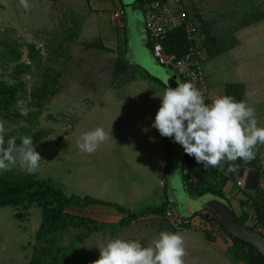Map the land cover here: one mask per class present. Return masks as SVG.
<instances>
[{
  "label": "rangeland",
  "instance_id": "1",
  "mask_svg": "<svg viewBox=\"0 0 264 264\" xmlns=\"http://www.w3.org/2000/svg\"><path fill=\"white\" fill-rule=\"evenodd\" d=\"M168 2L172 6L175 2V5L184 7L198 20L199 25L208 24L211 36L215 37L219 45L222 41L232 45L235 39L236 48L226 50L215 58L208 55V51L206 53L203 40V52L200 57L208 95L210 88L221 90L223 94L227 85L240 86V82L246 86L247 96L253 94L248 96V99L255 109L257 126L264 127V0ZM27 3L28 8L25 9L20 0H0V40L20 48L23 51L20 63L28 66L27 72L20 75L12 72V65L0 68L1 80L7 84L22 83L28 93V99L14 106L9 112L0 108V126L3 127L0 135L4 136L22 127L29 128L31 133L44 132L46 135L36 144L42 145L44 150L40 152L35 149L42 161L33 171H27L17 159L15 164L0 173L11 171L18 174H34L37 178L48 179L54 188L61 190L65 195L89 196L120 204L135 212L144 207L161 205V199L164 197L169 198V201L173 199L170 210L182 217L189 216L192 208L210 204V195L192 196L190 192L177 186L173 194L170 188H167V191L158 188L140 198L142 192H148L147 188H144L146 181L140 183L142 181L139 179L144 163L133 153H138L137 150L143 146L141 144L150 142L148 134L145 130L138 129V137H135L131 134V124L128 120V123L124 124V132L114 131L108 121H103L107 116L110 121L114 119L110 114L111 109L108 110L109 106L101 108L103 100L104 103L111 102L112 96L108 91L119 90L120 83L122 87L125 81L133 76L135 81H131L132 85L142 82L143 88H131L129 93H123V101L128 100L129 104L125 105L128 106L127 109L130 108V113H126L125 119L130 117L137 123L148 120L145 118L147 114L140 113L138 109L143 108V102L146 103L143 109L150 113L149 108L156 105L158 97L153 93L151 84L163 89L160 81L158 83L151 77L147 79L149 76L145 73L147 69L154 70L153 67H164L159 66L149 49L147 35L140 21L143 10L138 1L27 0ZM121 4L128 6L122 7L125 13L122 29L117 28L113 22L111 25L109 19L115 8ZM257 17H261L258 23L240 30V25L247 24ZM123 29L126 38L125 53L118 51L123 41ZM99 44L105 47V50L101 46V49L98 48ZM30 45L39 50L34 63L28 58ZM121 56L127 69L115 78V63ZM134 61L136 65L141 63L140 66L145 72L138 68L134 70ZM136 74L140 76L136 77ZM243 89L244 87L241 89L242 95ZM34 92L37 93V98L33 95ZM102 92L105 97H100ZM133 103L140 107L133 109ZM17 111L22 117L16 114ZM105 114L107 115L104 116ZM31 116H35L33 122L28 120ZM98 126L105 132L111 127L109 135L113 138H107L92 153L82 152L77 146L80 134ZM142 134L147 136V141H144ZM111 142L119 157L123 156L128 162L112 161L113 166L109 164ZM154 143L155 141H151L144 149L147 152H155V148L151 146ZM104 149L107 150L105 154ZM152 152L148 154L154 156L156 153ZM254 153L257 161L254 165L262 172L258 183L260 190L256 194L243 188V193L251 196L256 194L255 199L262 202L260 205L263 207L258 210V214L264 219V144H257ZM124 154L129 155L128 159ZM156 164L159 163L156 161ZM237 179L238 171H232L226 186H234ZM148 184L153 186V181L149 183L147 180ZM236 205L237 202L231 204L235 215ZM109 209L101 206L74 211L107 224L104 230L90 234L80 244L76 243L74 236L84 231L83 229L72 228L54 236L56 245L66 249L73 248L72 264H93L99 258L98 248L108 240L134 239L140 241L143 246H149L161 231L183 236L184 264H248L242 255L247 252L246 247L234 245L223 231L216 232L217 235L211 233L213 237L207 240L204 237L206 230L197 223V219L192 222L190 228L177 229L165 217L147 216L115 232L111 224L116 223L119 214ZM14 213L16 210L11 207L0 208V264H26L31 243H35L34 232L41 219L39 208L21 210L24 216L22 221L14 219ZM255 219L259 221L256 217Z\"/></svg>",
  "mask_w": 264,
  "mask_h": 264
},
{
  "label": "trees",
  "instance_id": "2",
  "mask_svg": "<svg viewBox=\"0 0 264 264\" xmlns=\"http://www.w3.org/2000/svg\"><path fill=\"white\" fill-rule=\"evenodd\" d=\"M137 1L140 6L142 0ZM260 20L261 17H257L255 20H252L247 24L243 23L240 25V29L258 23ZM196 22L198 23V28L204 38L206 53L208 51V55L211 57L235 47V39H233L232 45L225 44L223 43L224 41L219 45V43L216 42L215 37L211 36L208 24L199 25L198 20H196ZM1 34L2 33L0 32V36ZM162 45L167 53H172L177 57L182 56L186 51V39L183 29H176L167 34L162 41ZM99 46L101 45H97L98 48H100ZM0 47V68H7L12 65L14 66L12 72L17 75L27 72L28 66L24 65V63H20L23 57V51L20 48L12 45L10 46L9 44H6V41L4 42V40H0ZM101 47L105 50V47ZM212 52H214L213 55ZM38 55L39 50L37 48L32 45L28 46V58L32 63L36 62V56ZM122 59L121 56L116 60L115 78L121 73H124L127 69V65L125 66L122 63ZM242 88V85H227L225 88V95H230L236 101H241L243 100L241 92ZM27 94L28 93L24 89L22 83L7 84L0 79V108L4 112H9L14 106L27 100ZM33 95L36 96V98L38 96L35 92ZM16 114L22 117L18 111ZM28 120L33 122L35 116H31ZM45 135L46 133L44 132L31 133L29 128L22 127L16 131H11L10 133L5 134L3 139L7 141L9 137L15 136L17 137L16 144L19 145V137L30 136L33 144L36 145ZM35 149L42 152L44 147L42 145H36ZM185 164L188 166L189 173H192L195 178L193 182L185 184L186 190L190 192L192 196L199 197L210 194L224 199L231 207L229 199L220 191L219 186L212 183V181L216 180L219 175V166L208 167L205 169L202 164L192 162L188 155L186 156ZM252 171L259 173L262 178V172L256 167V165L253 166ZM184 180H186L185 176ZM259 188L260 186H257L254 193L258 194V190H260ZM256 194H253L252 196L244 194L246 199L239 202L241 208L240 215L237 216L234 213L237 221L243 227L252 232L253 229L245 225L249 215L253 216L254 219L255 217L259 219V221L255 220L264 226V219H261L258 214V210L263 208L260 205L262 202H258L257 199H255ZM91 206L111 207L116 213L121 215L115 224H111L115 232L128 226L131 222L139 218L147 216H153L156 218L164 217L165 212L170 207L167 204H161L154 207H144L135 212L118 204L105 202L89 196L73 194L65 195L61 190L54 188L48 179L37 178L34 174H18L11 171L0 173V208L11 207L13 210H16V213L13 214V218L18 221L24 219L21 210H28L31 207H38L40 210V223L37 230L34 232L35 243H31L30 254L26 264H72L73 256H71V252L73 248L66 249L63 246L56 245L54 236L57 233L68 231L72 228L83 229L84 231H81L74 236L76 243L80 244L88 238L90 234L104 230L105 225L107 226L105 222H100L95 218L74 213V211L78 212ZM200 213L201 212L196 213L187 219L184 218L185 224L182 228H190L191 220L199 216ZM217 225L219 230L223 231L234 245L247 248V252L242 255L243 259L248 264H264V257L256 251L253 246L232 237L219 220L217 221ZM210 237H213L211 232L206 231L205 238L209 240Z\"/></svg>",
  "mask_w": 264,
  "mask_h": 264
},
{
  "label": "clouds",
  "instance_id": "3",
  "mask_svg": "<svg viewBox=\"0 0 264 264\" xmlns=\"http://www.w3.org/2000/svg\"><path fill=\"white\" fill-rule=\"evenodd\" d=\"M20 3L28 8L27 0ZM159 100L151 127L160 136L179 144L185 154L205 169L222 167V162L237 158L251 160L255 146L264 144V127L257 126L255 109L244 100L220 95L206 104L191 81L176 83L175 88L167 87ZM109 131L98 126L81 133L78 148L85 153L94 152L110 137ZM16 139L12 136L5 141L0 135V171L19 159L31 172L42 161L41 156L30 136L19 137V145ZM98 250L99 258L93 264H184L185 255L183 236L169 231L159 232L149 246L134 239L115 238Z\"/></svg>",
  "mask_w": 264,
  "mask_h": 264
},
{
  "label": "crops",
  "instance_id": "4",
  "mask_svg": "<svg viewBox=\"0 0 264 264\" xmlns=\"http://www.w3.org/2000/svg\"><path fill=\"white\" fill-rule=\"evenodd\" d=\"M173 4L175 5V2H173ZM122 7L124 8V6H122V4H121L120 7L115 8L114 11L119 10V9L122 10V12H123L122 13V20H124L125 13H124V11H123L124 9ZM109 19H110L111 25H112V22H113V24H115L114 20L112 19V14H111V16H109ZM140 21H141L142 28L145 31L144 24H143L144 15H142ZM122 25L124 27L123 21H122ZM249 26H251V25H249ZM122 34H123V41H122V45L120 47L121 49H119L118 51H120L121 53H125L126 52V38H125L124 29L122 31ZM146 39H147V37H146ZM234 48H236V47H234ZM230 50H232V49H230ZM223 53H221L219 55H216V56H213V57L214 58L218 57V56L222 55ZM135 63H136L135 61H134V63L132 62V66H133L134 70L136 68L142 69L141 66H140L141 63L140 64L137 63V65ZM159 66L162 67L161 65H159ZM162 69L167 71L170 76L171 75H175L177 80H178V82L179 83L181 82L176 74L170 72L167 69H164V68H162ZM142 70L145 72L144 69H142ZM145 73L149 76V77H147V79H150L151 76L149 75V73L148 72H145ZM137 76H140V74H136V77ZM151 78L153 79V77H151ZM127 79H129V78H127ZM156 80H157V82L159 81L158 79H156ZM131 81H135V77L134 76L131 79H129L128 81H125L124 85L121 87L122 83H120V80H119L118 83H120V85H119L120 89L119 90H109L108 94H111L110 96H112L111 102L110 103H108V102L104 103V100H103V103H102L103 105L101 106V108L104 107V106H106V107L109 106L108 110L110 111V109H111V113L110 114L114 116V119L110 121V117L107 116V117L104 118L103 121H104V123H107V121H108L109 125H111V127H112V129L114 131H116V132H119V131L124 132V130H125L124 129V124L128 120L129 123L131 124V129H132V133L131 134H133L135 137H138V135H137L138 129L139 130H143V131H144V129H147L146 132L148 134L150 142L151 141H155L154 145H151V146H153L155 148V152L148 151V152H152L153 154L156 153V154H154V156H151L150 154H148L147 150L144 149V148H146V145L149 144L150 142H147L145 144H141L143 146H142V148L137 150L138 153H133V154L137 155V159L139 158L144 163L143 166L141 167V169H142L141 173L142 174H141V177L139 179L142 181L140 183H144L146 181V186L144 188H147L148 192H142V194L140 195V198L143 197V196L148 195L152 191H156L158 188L162 189L163 191H167V188L168 189L170 188L171 191H172V194L175 191V189H174L175 186L180 187L181 189L184 188V190L186 191L185 183H184V167H185V159H186L187 154H185L183 152V149L181 148V146L179 144L172 142L171 138H166V137L160 136L159 133L157 132V130L151 127V123H152V120L154 118L155 112L158 109L159 104H160L159 97L162 96L164 90L167 87H165L162 83H160L161 81L158 82V83H160V85L163 87V89L161 87H159V86H154L152 84L150 85L151 88L153 89V93L157 94V97H158L157 98V103H156V105H154V107L149 108L150 109V113H149L147 110L143 109V108H145L144 105L146 103L142 102L141 107H143V108L142 109H138V110H139L140 113L147 114L145 118H147L148 120H146L144 122L140 121L139 123H137V122H135L136 120L133 119V118L127 117L125 119L126 113L127 112L130 113V111H128L130 108L127 109L128 106L125 105V104H129L128 100L127 101H123L125 99L123 93H129L131 88L142 89L143 88V84H142V82H138V83H135L134 85H132ZM147 81L149 83H151L150 80H147ZM238 83L240 85H243L240 82H238ZM243 87H244V89H243L244 91H243V95H242L243 100L246 101L249 105H251L253 107V105L251 104L252 102L250 103V100L248 99V96H252L253 94H249L247 96L246 95V91H247L246 90V86L243 85ZM146 88H148V86ZM152 89H148V90H152ZM147 94H149V92H147ZM220 95H225V92H223V94H222L221 90H215L213 88H210V95H209L210 100H209V103L214 98H216L217 96H220ZM105 96H106L105 93L102 92L100 97H105ZM95 103H97V101H95ZM124 107H126V108H124ZM131 107L134 109L135 107H140V106L138 104H134L133 103L131 105ZM106 115L107 114H105L104 116H106ZM134 117H136V116H134ZM111 127H110V130H111ZM110 137L113 138V136H110ZM146 137H147L146 135L142 134V138L144 139V141H147ZM102 147H104V146L102 145ZM106 151L107 150L104 149V151H103L104 154L106 153ZM117 153H118V151H114V149L112 148V142H111V147H110V151H109V154H110V159H109L110 163L109 164L110 165H112V161L113 162L121 161V163H123L124 160L126 162L129 161V160H126L125 158H123V156H121V155L119 157V155ZM124 157L127 158V157H129V155L128 154H124ZM157 158H158V160H157ZM156 161L159 164H156ZM255 162L257 163L255 155H254V157L251 160H242L240 158H237L235 161L222 162L223 166L222 167L219 166V168H218V170H219L218 177L216 178V180L212 181L213 184L219 186L220 191L224 194V196H226L229 199L230 204H232V203L235 204L237 202V205H236V207H237L236 208L237 209L236 210L237 216H239L240 213H241V208H240L239 202L240 201H244L246 199V196L244 195V193L242 191L243 189L242 188H238L236 186V183H235L234 186L228 187V186H226V181L228 179H230L232 171H235V172L238 171V179L236 181L242 180L244 182L245 178L248 177V173L250 171H252ZM126 165L128 166V164H126ZM257 168H258V166H257ZM241 175H242V177H241ZM223 179H225V180H223ZM260 179H261V176L259 177V182H260ZM147 180L149 181V183L151 181H153V186L152 185L150 186L149 184H148L149 185L148 186L147 185ZM222 180H223V182L221 183ZM172 202H173V199H170V201H169V198H167V197H164L163 200L161 199V204H167V205L170 206L167 209L170 212H172L170 210L172 208V206H173ZM110 203H112V202H110ZM118 205H120V204H118ZM120 206H122V205H120ZM91 207L99 208L101 206H91ZM109 208H110L109 210H111V211L113 210L114 211V209H112L111 207H109ZM201 212H205V210L201 211ZM106 213L107 212H105V214ZM172 213L174 215L178 216V217L180 216L175 211L172 212ZM109 214H110V212H109ZM120 217H121V215L119 214L117 216V218L119 219ZM179 218L184 219V217H182V216H180ZM194 220L196 221V218L191 220V224H192V222H194ZM219 231L221 232V230H219L218 225H216V226H213V228H212V230L210 232L212 234H214V233L216 234V232H219Z\"/></svg>",
  "mask_w": 264,
  "mask_h": 264
},
{
  "label": "built area",
  "instance_id": "5",
  "mask_svg": "<svg viewBox=\"0 0 264 264\" xmlns=\"http://www.w3.org/2000/svg\"><path fill=\"white\" fill-rule=\"evenodd\" d=\"M140 7L144 15V29L147 35V42L153 57L158 64L176 74L181 82L191 81L204 97L205 103L209 101L208 85L202 72L203 35L201 34L196 19L188 11L178 5H170L168 0H142ZM122 10L112 13V19L117 28H122ZM183 29L186 39V51L180 57L164 50L162 41L165 36L176 29ZM192 162L194 158L189 156ZM184 176L186 183L194 181V175L189 173L188 166L185 164ZM238 188H244V182H236ZM164 217L175 228L179 229L185 224V220L166 211ZM197 223L206 231H211L217 225L218 218L209 211L201 212L195 217ZM245 225L252 228L264 240V226L258 223L253 216L249 215Z\"/></svg>",
  "mask_w": 264,
  "mask_h": 264
},
{
  "label": "water",
  "instance_id": "6",
  "mask_svg": "<svg viewBox=\"0 0 264 264\" xmlns=\"http://www.w3.org/2000/svg\"><path fill=\"white\" fill-rule=\"evenodd\" d=\"M124 7H128L124 5ZM147 69L146 72L155 79L161 81V83L165 87L175 88L176 83H179L175 75H169L167 71L159 68L153 67ZM242 177V175H241ZM259 173L250 171L248 173V177L245 178L244 181V190L249 192H255L259 183ZM210 195V194H206ZM216 196L210 195V204H204L203 206H197L196 209H191V214L185 219L190 218L195 213H199L201 211H210L219 219L222 226L226 229V231L234 238L241 240L245 243H249L253 246L256 251H258L264 257V240L256 233L250 231L243 227L236 219L234 212L230 205L224 199H218ZM189 206V205H188ZM189 212V210H187ZM185 212V211H184Z\"/></svg>",
  "mask_w": 264,
  "mask_h": 264
}]
</instances>
